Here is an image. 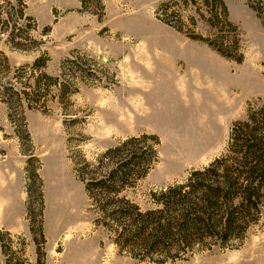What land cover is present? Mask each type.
Here are the masks:
<instances>
[{"label":"rangeland","instance_id":"rangeland-1","mask_svg":"<svg viewBox=\"0 0 264 264\" xmlns=\"http://www.w3.org/2000/svg\"><path fill=\"white\" fill-rule=\"evenodd\" d=\"M165 1L0 0V264H264V208L242 240L207 239L163 260L118 244L114 206L104 217L86 192L109 169L107 149L155 135L158 162L117 195L152 209L153 192L227 151L234 123L264 116V0H221L241 32V62L159 20ZM176 1L182 25L214 37L200 15L218 1ZM186 81L198 99L184 97Z\"/></svg>","mask_w":264,"mask_h":264},{"label":"trees","instance_id":"trees-1","mask_svg":"<svg viewBox=\"0 0 264 264\" xmlns=\"http://www.w3.org/2000/svg\"><path fill=\"white\" fill-rule=\"evenodd\" d=\"M212 1H218L219 8H215L214 13L211 11L209 17L200 16L215 29L214 37H202L182 25L175 9L176 0L160 3L155 15L186 37L204 42L221 56L241 62L239 27L229 20L223 1ZM45 76L56 84L55 78ZM7 91L3 88L1 96L5 98ZM24 92L29 96L28 90ZM146 137H130L107 149L100 162L103 157L109 159V169L86 181L88 197L98 204L104 217L109 206H114L108 215L116 226L118 244L160 252L164 254L163 260H175L207 239L223 244L242 240L249 228L258 222L264 208V116L257 117L251 112L246 120L234 123L224 154L207 167L191 171L184 181L153 192L155 207L142 210L139 205L117 195L122 188L145 177L158 162V138L151 135L155 144L145 145L143 139ZM78 175L84 180L80 169ZM33 180L39 182L41 214L43 184L37 173L29 179ZM27 209L32 222L29 201ZM30 230H33L32 225Z\"/></svg>","mask_w":264,"mask_h":264},{"label":"bare ground","instance_id":"bare-ground-1","mask_svg":"<svg viewBox=\"0 0 264 264\" xmlns=\"http://www.w3.org/2000/svg\"><path fill=\"white\" fill-rule=\"evenodd\" d=\"M195 81V80H194ZM209 83V84H208ZM205 84L209 87V91L211 92H214V84L212 82H209V81H202L200 80L199 78L196 79L195 81V85L200 89H206L205 88ZM182 90H183V95L185 98H188V101H189V98L190 96H194L195 97V100L196 98L198 99V96H199V92H196V90H192L193 92L190 94L189 91L191 92V89L189 84L187 83V81L185 83H182ZM206 86V87H207ZM195 89V88H194ZM211 99V98H210ZM211 101V100H210ZM212 103V101H211ZM199 106V105H198ZM187 109L189 110L190 109V104H188V107Z\"/></svg>","mask_w":264,"mask_h":264}]
</instances>
